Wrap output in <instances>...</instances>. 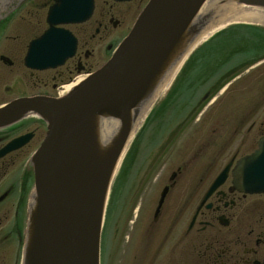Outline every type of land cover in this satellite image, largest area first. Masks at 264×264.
<instances>
[{
    "label": "water",
    "instance_id": "95a60500",
    "mask_svg": "<svg viewBox=\"0 0 264 264\" xmlns=\"http://www.w3.org/2000/svg\"><path fill=\"white\" fill-rule=\"evenodd\" d=\"M15 1L25 0H0V16ZM209 1L151 0L112 58L68 95L24 97L0 107V130L29 115L47 125L31 160L34 188L22 264H100L111 184L141 118L205 33L235 14L264 12V0H214L203 11ZM93 8L94 0H57L51 27L30 44L25 65L47 70L64 64L76 40L55 26L85 22ZM28 138L11 142L0 157ZM234 176L238 189L264 192V139Z\"/></svg>",
    "mask_w": 264,
    "mask_h": 264
},
{
    "label": "flooded vegetation",
    "instance_id": "af4514ba",
    "mask_svg": "<svg viewBox=\"0 0 264 264\" xmlns=\"http://www.w3.org/2000/svg\"><path fill=\"white\" fill-rule=\"evenodd\" d=\"M148 1L95 0L89 20L65 25L77 40L74 56L56 70H28L33 85L58 95L64 85L96 71L109 60ZM54 3L28 0L0 23V46L7 47L0 54L1 63L11 70L23 65L21 52L25 55L29 43L49 28L47 15ZM227 117L229 123L207 130L211 137L208 141L204 138L206 130H199L203 141L195 155L183 160L163 180L155 199L147 202L136 220L119 222L111 219L109 212L103 228L101 264H264V193L242 192L233 183L239 161L254 153L264 138V109L243 111L235 107L224 119ZM224 131L229 132L226 138ZM30 132L34 135L27 146L0 160V211L10 214L12 210L7 226L0 230V253L6 248L15 249L14 259L9 261L1 254L0 264L18 263L32 182L25 170V158L36 145L33 142L37 146L42 142L45 131L39 122H31L0 134L1 149L11 139ZM212 146L216 153L206 158ZM19 160H24V166L6 181L10 167ZM197 165L200 170L192 173ZM229 165L226 181L208 194ZM151 173H145L142 185L159 182L160 175L151 180Z\"/></svg>",
    "mask_w": 264,
    "mask_h": 264
},
{
    "label": "rangeland",
    "instance_id": "374dc122",
    "mask_svg": "<svg viewBox=\"0 0 264 264\" xmlns=\"http://www.w3.org/2000/svg\"><path fill=\"white\" fill-rule=\"evenodd\" d=\"M28 37L25 40V43H27ZM219 43H223V42H227V40L225 38H222L218 41ZM20 43V42H19ZM18 43V44H19ZM0 46V54L3 53L2 51L5 50L7 47ZM241 47H239L238 49H240ZM246 51H250V50H243L241 51V53L245 54ZM253 52H255L254 50H252ZM24 52V51H23ZM21 52V56L24 57V53ZM217 58H219V56L217 55ZM238 59H240V57H238ZM102 64V63H101ZM260 70L256 71L255 73H259ZM48 73V72H47ZM264 74V71L261 72ZM47 77V76H46ZM201 77V75L199 76V78ZM197 80V75L192 76L190 79H188L189 81V86L186 88V90H189L191 92V95L194 94V96H198V92L203 91V90H197V83H195ZM33 78L30 77V73L29 71L24 67V66H20L19 69L15 68L13 70H11L10 68H8L7 66H4L2 63H0V105L6 102L11 101L12 99H14L16 96H25L26 93H46L44 91H42L43 89L38 87H35L33 85ZM187 81V82H188ZM187 82L185 83V85H187ZM242 92L244 89H247L248 87H246V85H242ZM40 88V89H39ZM42 89V90H41ZM48 90V89H47ZM63 91V90H62ZM169 92V90L166 91V95L164 94L161 99L164 100L165 97L167 96V93ZM178 95L180 94V91ZM245 97V96H244ZM197 97H190L188 98V96L186 94H184L182 96V98H179L178 100H176L173 104H169L170 106L166 107L165 111L160 108L157 107L155 109V111L152 113L149 121L147 122L146 126L144 127V129L142 130L141 134H140V138L139 141L140 142H146L145 146L143 147L142 153L138 159V162L135 166V174L134 176L132 175V179L131 181L135 180V176H137L139 173H141L143 170H146L144 168V165L146 162L149 161V159H153V156L155 154V149H157L156 153L159 152L160 153V149L164 148V151L161 150L162 152V157L160 160H158V164L156 166H151L148 168V171H152L151 173V178H155L158 175H160V180L159 182L155 185L153 183H150L147 185V189L144 192V195L142 196H135L133 194V192L136 190L135 185L131 184L128 193L123 197L122 199V204L120 205V208L126 212L125 214H128V211L132 210L133 207H136V212H135V218L134 220H136L137 216L141 213V211L144 209L145 205L147 202H152L155 197L158 194V188L161 187V184L163 183V180L165 178H167V176H169V174H171L172 171H175L176 167L182 163L183 160H186L187 158L192 156V153L195 152V150L197 149L198 145L200 144V142H198V135L195 131V129L197 128L196 125H192L188 130H185V132H183V134L178 135V128H180L183 124V122L181 121L182 119V112H180V108L182 106L186 107V105L188 106H193L195 104H197V102L199 101V98L196 99ZM159 99V100H161ZM161 100V101H162ZM208 100V99H207ZM206 100V101H207ZM160 101V102H161ZM165 101V100H164ZM163 101V102H164ZM245 101V102H244ZM244 106H248L251 102L249 100L248 97H246L244 100ZM232 103V99L225 97L221 100H219L218 102H216L214 105L211 106V108L208 110V112L206 113L205 117L203 118V123H216V119L214 118V116L212 115L213 111L215 110V108L217 106H222L223 108H230ZM181 106V107H180ZM200 106V104H199ZM164 115V117H163ZM162 117L164 118V124L162 125V129H164V132L159 131L157 134H155V130L158 127ZM167 127L170 129L169 131L165 132V130L167 129ZM229 132L228 131H224L223 132V137L226 138L228 136ZM36 144V145H34ZM34 146H32V148L30 149V154L25 158L26 161L25 163L28 161L30 155L32 154V152L34 151V149L37 147V142H33ZM213 148V146L211 147ZM158 153V154H159ZM216 153L213 152L211 155L207 154L206 157L207 158H211V156H213ZM157 154V155H158ZM194 155V154H193ZM24 160H19L17 162V164L11 168V172L9 173L8 177L6 178V181L8 178H10L11 174H14L17 168H20V166L24 165ZM21 167V168H22ZM197 170H200V168L197 166H194L192 168V173L193 172H197ZM195 179H191L190 181H194ZM130 181V182H131ZM129 187V186H128ZM117 197L113 206H119L121 197L120 194L117 193L116 194ZM12 212V210H11ZM11 212L6 213L5 211H0V230H3L10 218H11ZM9 216V219L6 218V216ZM14 253H15V249L14 247L11 248H6L3 250L2 253H0L1 256L4 257V255L7 256V259H9V261H11V259H14Z\"/></svg>",
    "mask_w": 264,
    "mask_h": 264
},
{
    "label": "bare ground",
    "instance_id": "6f19581e",
    "mask_svg": "<svg viewBox=\"0 0 264 264\" xmlns=\"http://www.w3.org/2000/svg\"><path fill=\"white\" fill-rule=\"evenodd\" d=\"M213 1H214V0H210V1L206 4L205 9L203 8V11L206 10L208 7H210V6L212 5ZM216 1H218V0H216ZM252 10H253V9H252ZM236 19H243V20H241V21H246V22H249V23H251V24H257V23H259V22H258V19H259V21H261V20L264 21V12H261V10L250 11V12H248V13H246V14H243L242 17H240V18H236ZM212 33H213V30H211V31H209L207 34H205L204 37L207 38V37H209ZM173 78H174V76L169 80V82H168V83L165 85V87L161 90V93H163L164 90L169 86V84L171 83V81L173 80ZM70 88H71V86L66 87L67 90L70 89ZM147 112H148V111H146V113L144 114V116L141 118L138 127H140L141 124L143 123V121H144V119H145V117H146ZM121 161H122V159H121ZM121 161H120V163H121Z\"/></svg>",
    "mask_w": 264,
    "mask_h": 264
}]
</instances>
